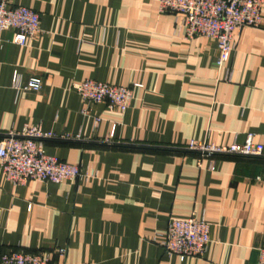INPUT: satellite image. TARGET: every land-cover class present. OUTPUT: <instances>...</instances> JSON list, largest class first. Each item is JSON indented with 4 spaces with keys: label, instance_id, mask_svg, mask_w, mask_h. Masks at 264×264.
<instances>
[{
    "label": "crops",
    "instance_id": "obj_1",
    "mask_svg": "<svg viewBox=\"0 0 264 264\" xmlns=\"http://www.w3.org/2000/svg\"><path fill=\"white\" fill-rule=\"evenodd\" d=\"M9 5L38 13L40 31L24 45L12 42L13 30L0 32V137L24 125L78 135L43 146L83 175L14 184L0 166V255L20 248L53 264H257L264 156L201 157L184 147L242 142L248 133L264 143V7L260 26L235 32L217 68L216 41L185 38L183 16L159 13L156 0ZM14 71L22 82L39 76L41 88L15 91ZM85 79L130 86L129 107L85 103L72 88ZM170 217L208 223L202 257L164 252Z\"/></svg>",
    "mask_w": 264,
    "mask_h": 264
},
{
    "label": "built area",
    "instance_id": "obj_2",
    "mask_svg": "<svg viewBox=\"0 0 264 264\" xmlns=\"http://www.w3.org/2000/svg\"><path fill=\"white\" fill-rule=\"evenodd\" d=\"M156 1L159 13H178L183 16L179 26L183 29L185 38L204 36L216 41L217 68L228 61L235 47V32L246 27L260 26V10L264 7V0ZM9 2L10 0H0V32L13 30L12 42L24 45L28 38L40 31L39 15L28 7L9 5ZM11 85L15 91H38L41 88V78L32 75L26 82H22L20 75L14 71ZM72 88L85 103L105 102L107 108L116 109L120 113L126 111L132 100L130 86L85 79L73 83ZM82 112L86 114L87 110ZM98 120L96 117L95 121ZM47 139L78 140L79 136H56L50 131L42 130L39 125H24L18 131L9 130L4 133L0 138V166L5 178L14 184H23L28 180L60 183L81 177L83 170L80 165L64 162L45 153L43 143ZM184 149L201 157L264 156V143L255 142L252 133H248L242 142L234 140L228 145L190 140ZM209 167L212 168V162ZM88 174L92 176L94 172L90 171ZM209 242V225L203 218L170 217L166 224L165 240L161 245L166 254L184 259L189 256L202 257ZM52 249L57 250L61 256L65 255L64 248ZM0 264L53 263L45 252L13 248L1 253ZM257 264H264V243L258 248Z\"/></svg>",
    "mask_w": 264,
    "mask_h": 264
},
{
    "label": "trees",
    "instance_id": "obj_3",
    "mask_svg": "<svg viewBox=\"0 0 264 264\" xmlns=\"http://www.w3.org/2000/svg\"><path fill=\"white\" fill-rule=\"evenodd\" d=\"M1 138V137H0Z\"/></svg>",
    "mask_w": 264,
    "mask_h": 264
}]
</instances>
